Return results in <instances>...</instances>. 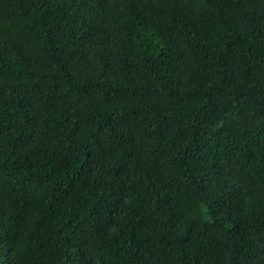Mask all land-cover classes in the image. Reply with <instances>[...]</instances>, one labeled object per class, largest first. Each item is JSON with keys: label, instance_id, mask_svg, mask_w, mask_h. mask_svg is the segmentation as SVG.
I'll use <instances>...</instances> for the list:
<instances>
[{"label": "trees", "instance_id": "1", "mask_svg": "<svg viewBox=\"0 0 264 264\" xmlns=\"http://www.w3.org/2000/svg\"><path fill=\"white\" fill-rule=\"evenodd\" d=\"M0 264H264V0H0Z\"/></svg>", "mask_w": 264, "mask_h": 264}]
</instances>
